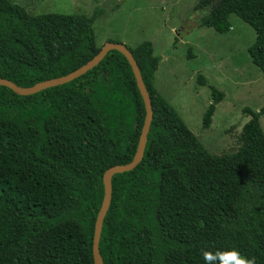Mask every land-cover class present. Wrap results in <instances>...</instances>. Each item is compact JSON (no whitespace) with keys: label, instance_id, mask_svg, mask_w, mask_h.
I'll list each match as a JSON object with an SVG mask.
<instances>
[{"label":"trees","instance_id":"obj_1","mask_svg":"<svg viewBox=\"0 0 264 264\" xmlns=\"http://www.w3.org/2000/svg\"><path fill=\"white\" fill-rule=\"evenodd\" d=\"M98 2L89 15H32L0 0V78L31 87L91 60L100 50L93 24L105 12ZM212 5L199 27L226 34L231 16L247 24L255 33L248 55L264 76V0H199L194 9ZM127 48L153 118L142 161L112 178L103 264H205L202 248L235 249L264 264V105L243 109L249 120L235 148L211 154L154 86L160 58L152 43ZM197 80L207 85L203 75ZM208 88L203 129L224 99ZM144 118L132 70L117 51L34 95L0 86V264H94L103 174L132 161Z\"/></svg>","mask_w":264,"mask_h":264},{"label":"rangeland","instance_id":"obj_2","mask_svg":"<svg viewBox=\"0 0 264 264\" xmlns=\"http://www.w3.org/2000/svg\"><path fill=\"white\" fill-rule=\"evenodd\" d=\"M10 1L32 15H89L95 7L94 0ZM198 1L99 0L97 5L105 12L93 30L98 48L109 40L129 48L151 42L153 55L160 58L154 86L202 146L219 154L237 146L249 120L243 109L258 111L264 105V76L248 55L254 31L235 16L230 17L232 28L226 34L200 28L198 18L214 5L195 10ZM199 74L207 85L197 83ZM208 85L223 92L224 99L216 106L210 127L203 129L202 118L211 102ZM259 122L264 133V115Z\"/></svg>","mask_w":264,"mask_h":264},{"label":"water","instance_id":"obj_3","mask_svg":"<svg viewBox=\"0 0 264 264\" xmlns=\"http://www.w3.org/2000/svg\"><path fill=\"white\" fill-rule=\"evenodd\" d=\"M110 51L119 52L127 60L132 70L133 76L135 78L137 89L144 103L145 118H144V122H143L141 132L139 135L136 151H135L132 161L124 165L113 166L107 169L103 174L102 181H103L104 195H103V199H102L99 211L96 216L93 238H92V256H93L94 264H103V260L99 253V241H100V235H101L104 218L107 214V211L111 203L112 178L116 174H122L125 172L132 171L142 161L143 156H144V150H145L146 143H147V135H148L151 121L153 118L151 99L144 85L142 76L140 74L139 67L132 53L129 51L127 46L121 43L106 42L91 60H89L84 65L80 66L79 68L70 72L67 75L49 79L46 81H42V82L34 84L31 87H19L7 79L0 78V86L10 89L14 94L19 95V96H30V95H34L36 93H39L43 90H46L52 87L67 84L81 77L82 75L86 74L88 71L96 67L104 59L107 53Z\"/></svg>","mask_w":264,"mask_h":264},{"label":"clouds","instance_id":"obj_4","mask_svg":"<svg viewBox=\"0 0 264 264\" xmlns=\"http://www.w3.org/2000/svg\"><path fill=\"white\" fill-rule=\"evenodd\" d=\"M201 255L205 264H256V258H248L242 256L241 253L235 249L223 251L216 250L215 252L201 249Z\"/></svg>","mask_w":264,"mask_h":264}]
</instances>
